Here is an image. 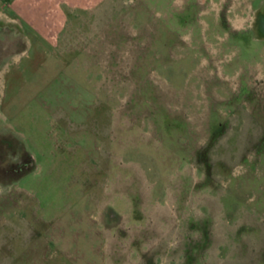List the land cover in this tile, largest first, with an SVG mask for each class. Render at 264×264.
Masks as SVG:
<instances>
[{"label": "rangeland", "instance_id": "obj_1", "mask_svg": "<svg viewBox=\"0 0 264 264\" xmlns=\"http://www.w3.org/2000/svg\"><path fill=\"white\" fill-rule=\"evenodd\" d=\"M74 23L44 49L70 61L3 102L0 172L33 166L0 177V264H264V0H103Z\"/></svg>", "mask_w": 264, "mask_h": 264}, {"label": "crops", "instance_id": "obj_2", "mask_svg": "<svg viewBox=\"0 0 264 264\" xmlns=\"http://www.w3.org/2000/svg\"><path fill=\"white\" fill-rule=\"evenodd\" d=\"M87 0L86 4L76 5L72 0H0V32L7 39V44L17 47L7 56L0 54V113L3 102L11 101L7 94L22 92L25 73H30L33 81L30 88H39L37 73L42 69L45 58L53 62L70 61V52L49 56L46 47H58L70 42V24L74 25L76 16L90 13L103 0ZM1 36V35H0ZM35 50V55L26 61L20 59L21 54ZM65 57V58H63ZM13 62V69L5 72L6 65ZM11 67V68H12ZM24 74L21 78V75ZM21 78V79H20ZM22 81V82H21ZM39 86V87H38ZM13 91H9L10 89ZM38 90L32 91L36 93ZM9 92V93H8ZM3 98V99H2Z\"/></svg>", "mask_w": 264, "mask_h": 264}, {"label": "flooded vegetation", "instance_id": "obj_3", "mask_svg": "<svg viewBox=\"0 0 264 264\" xmlns=\"http://www.w3.org/2000/svg\"><path fill=\"white\" fill-rule=\"evenodd\" d=\"M32 166V162L29 159L20 157V161L18 162V164L12 167L10 166L8 171L4 173L5 176H3L2 174L1 176L5 178H10V176L14 177L19 172H25Z\"/></svg>", "mask_w": 264, "mask_h": 264}, {"label": "trees", "instance_id": "obj_4", "mask_svg": "<svg viewBox=\"0 0 264 264\" xmlns=\"http://www.w3.org/2000/svg\"><path fill=\"white\" fill-rule=\"evenodd\" d=\"M20 157H22V158H27L28 157V155L26 156V153L24 152V154L22 155V156H20ZM29 158V157H28ZM13 166V165H12ZM11 166V167H12ZM27 174V171L26 172H19L18 174H17V176H14V178H12L11 179V182H16V181H18L20 178H22L24 175H26ZM0 177H2L1 176V172H0Z\"/></svg>", "mask_w": 264, "mask_h": 264}]
</instances>
